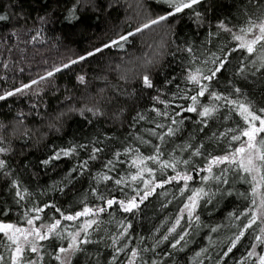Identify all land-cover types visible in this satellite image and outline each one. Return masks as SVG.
Listing matches in <instances>:
<instances>
[{
  "label": "trees",
  "instance_id": "1",
  "mask_svg": "<svg viewBox=\"0 0 264 264\" xmlns=\"http://www.w3.org/2000/svg\"><path fill=\"white\" fill-rule=\"evenodd\" d=\"M170 10L160 0H0V15L8 17L0 21V95L31 85L0 100V148L5 149L0 152V221L22 224L25 212L34 215L31 209L45 205L49 207L37 224L62 219L60 213L93 209L94 214L76 221L62 220L69 232L78 231L85 220H96L80 235L90 242L81 243L68 264H256L248 253L257 244L259 220L228 252L254 207L249 177L241 179L242 173L232 168L222 172L221 165L213 168V176L220 179L205 181L208 173L197 169L234 149L238 142L229 143L228 130L243 127L232 106L214 101L209 93L244 101L258 115L264 109V52L257 45L249 54L232 38L249 19L264 17V0H201L136 32ZM130 32L136 34L121 41L122 48L104 47ZM221 62L223 68L211 81H201L208 92L196 105L198 110L203 105L218 111L207 118L183 111L191 105L187 97L197 91L189 74L200 69L207 75ZM145 75L152 87L145 86ZM157 110L168 116L157 115ZM161 124L164 128L157 127ZM169 126L175 135L159 140ZM156 147L162 160L175 156L190 161L178 166L193 176L188 189L181 193L184 182H172L156 187L143 203L137 197L139 207L131 212L119 204L109 207L107 200L127 202L137 192L143 195L142 181L130 179L137 171L132 160L137 150L147 157ZM197 148L201 155H192ZM147 163L157 183L175 174L172 169L162 174L157 164ZM149 178L145 173L144 179ZM117 179L126 183L117 185ZM199 188L206 195L200 196L189 219L184 205L191 190ZM99 208L106 210L95 212ZM182 210L180 224L170 231ZM181 235L184 239L176 244ZM69 242L53 236L39 242L42 260L30 252L26 258L61 264L62 257H55ZM9 243L0 234L2 264H10Z\"/></svg>",
  "mask_w": 264,
  "mask_h": 264
},
{
  "label": "snow or ice",
  "instance_id": "2",
  "mask_svg": "<svg viewBox=\"0 0 264 264\" xmlns=\"http://www.w3.org/2000/svg\"><path fill=\"white\" fill-rule=\"evenodd\" d=\"M160 2L164 5H167L171 10L166 15H161L156 19H152L149 23H145L142 27H138L136 32H141L144 29L151 27L152 25L159 24L162 21L167 20L170 16H174L177 13L183 12L185 9H191L194 5H197L201 2V0H160ZM199 15V13H197ZM8 17L5 15H0V21L7 20ZM220 27L225 31L231 32V29L225 28L223 23L220 24ZM136 32H130L127 35L120 36L118 40H113L110 45L106 44L104 47L111 46H119L123 47V43L121 41H127L129 36L135 35ZM250 37V38H249ZM232 38L238 42V47L240 49L246 50L247 53L253 54L257 51V45L260 46L262 52H264V17H261L259 21L249 19L248 25L245 28L240 29V34H233ZM102 49H96V52L101 51ZM235 50V49H233ZM189 51H191L189 49ZM94 52H89L87 55H94ZM80 60L86 59L85 56H81ZM78 61H72V63H77ZM215 63V60L213 61ZM69 65H64V67H68ZM224 64L221 62L215 69H210L209 74L205 75L201 72L200 69H197L195 73H190L187 79L191 81L193 84L197 85V91L195 95L187 97V99L191 100V105L183 111L187 112H198L199 116L202 118H207L213 116L218 108L216 106H203L201 105V109L198 110L196 107L199 104L198 97H203L206 92H208V85L202 83L201 81H211L213 77L216 75V72L220 71L223 68ZM55 71H60L57 68ZM48 76L53 75L52 72L47 74ZM41 79H44L42 77ZM80 81H84V77H79ZM143 82L146 87H152V83L147 75L143 77ZM38 81H32V84H36ZM31 85H23L22 88H18L15 92H8L5 95H0V100H4L7 96L15 95L16 92H22L23 89L29 88ZM239 92V89H236ZM209 95L213 98L214 101L224 100L228 105L232 106V110H234L239 117L243 121V127H238L237 129H229L228 132L232 133L229 139V143L238 142L237 146L234 149H231L223 156H215L211 157L208 160L207 166L204 169H197V171H206L208 173L207 176H204L203 180H208L209 178H213L219 180L220 177L213 176V168L224 165L225 167L222 169V172H226L229 168H232L234 171H238L242 173L241 179H244L246 175L249 177L248 183L251 185V204L254 206L248 209V212L251 213L250 218L247 223L243 226V229L231 240V246L228 248V252H231L233 248L236 247L237 243L241 240V238L245 235V232L251 228L257 221H261L264 223V219H262V214H264V109H259V115L252 111L251 105L245 103L244 101L239 100H230L227 97L222 95H217L215 92L209 93ZM167 107V105H165ZM157 115L168 116L167 112L160 113L157 110ZM175 115H180L179 112L175 113ZM203 122V121H202ZM258 122V124H257ZM171 123L173 125L177 124L175 117H171ZM182 123V121H180ZM159 128H164V125H157ZM175 131L173 127L169 126L163 134L159 135V140L163 141L165 136L175 135ZM152 135H157L155 131L152 132ZM222 135L227 136L228 133H224ZM5 151L4 148H0V152ZM126 151H133L128 149ZM155 154L151 156H141L136 151L135 158L132 160V165L136 168V174L132 175L130 179L132 181L141 180L144 186L143 195H140L137 192L133 195L127 202L120 200L110 199L106 201V204L110 207L113 204H119L121 208H123L126 212H131L133 209L139 207V203H143L144 199L147 198L153 191H155L156 187L163 188L165 184L180 181L184 182V186L181 189V193L184 190L188 189V181L193 179V176L189 174L187 171L181 172L178 170L179 165L187 166L190 161L189 160H181L178 157L173 156L170 159H161L162 153L160 152L159 147L154 149ZM64 155H69V152H64ZM192 155L200 156V149L197 148L194 150ZM119 156V154H117ZM58 158V157H57ZM148 161H151L158 165L159 170L163 174L166 169H172L175 173L172 176H166L162 182H155V173L153 168L148 167ZM47 163V161L45 162ZM111 164V161H109ZM4 161L0 160V168H3ZM145 173L150 177L149 179H144ZM104 180L111 179L109 176L102 177ZM226 182V181H225ZM117 185L122 183H126V181L117 179L115 180ZM151 186V187H150ZM204 193L203 188L192 189L191 195L187 197L188 203L184 205V209L187 210V214L189 219H191L193 210L197 206V202L200 196ZM17 196H20L21 193L17 191ZM137 197H139V203H137ZM49 207V205H45L43 208L36 207L31 209V212L34 215H30L29 212L24 213V219L22 224L17 223H5L4 221H0V234H3L7 240L10 242L8 248L11 252L10 264H39L38 260L35 259H27L26 253H35L39 257L40 260L43 259L40 256V251L42 245L39 242L50 239L51 237H56L59 239H70V242L65 247H60L58 253H69L75 252L79 250V245L81 243H89L90 241L85 237L84 239H80L81 232L87 233V229L92 225L96 224V220L90 219L85 220L83 225L79 228L78 231L69 232L66 227H62L63 221H76L80 217H85L94 214V210L88 207H85L83 211L75 213V215H64L60 213L59 209H56L57 213H60L62 219H56L52 223H40L37 224L38 221H41L40 213L44 211V208ZM54 207V206H53ZM105 208L96 209L95 212H103ZM242 215H247L244 213ZM183 218V210L180 218L176 220V224L173 226L170 231H175L176 226L180 224V219ZM198 220L199 217H196ZM125 232L127 229L124 230ZM67 233V236H64L63 233ZM167 239V236L164 237ZM184 236L181 235L180 238L176 241V244L180 243V240H183ZM256 241L260 244H264V227L260 228V234L255 237ZM176 244L172 246L175 247ZM255 246H253V249ZM123 251V249H120ZM137 255L135 251L132 252V257L134 258ZM227 255V252L225 253ZM256 255L255 251L248 253V257H252ZM56 260L61 261L60 254H57L55 257ZM247 259V257H246ZM259 264H264V255H259L258 257ZM4 261V256L0 255V264ZM61 264H64L61 261ZM129 264H133V261L130 260Z\"/></svg>",
  "mask_w": 264,
  "mask_h": 264
},
{
  "label": "rangeland",
  "instance_id": "3",
  "mask_svg": "<svg viewBox=\"0 0 264 264\" xmlns=\"http://www.w3.org/2000/svg\"><path fill=\"white\" fill-rule=\"evenodd\" d=\"M238 35H239V33H238ZM250 38V37H249ZM188 203V202H187ZM196 208V207H195ZM195 210V209H194ZM193 210V211H194ZM184 214H187V210H185L184 209ZM262 218H263V214H262ZM261 227H264V223H262V226ZM259 234H260V232H259ZM258 234V235H259ZM257 244H255V248L254 249H252L251 250V252L254 250L255 251V253H256V255H254L253 257L255 258V261H256V264H259V260H258V257H259V255H264V244H262V247H258L259 245L258 244H260L259 242H256ZM65 248H67V247H65ZM71 253L72 252H69V253H62L61 254V257H62V260H63V262H64V264H68V261H69V258H70V256H71Z\"/></svg>",
  "mask_w": 264,
  "mask_h": 264
}]
</instances>
